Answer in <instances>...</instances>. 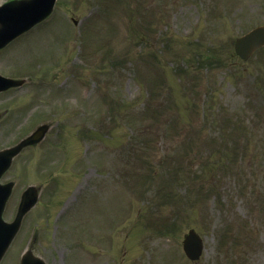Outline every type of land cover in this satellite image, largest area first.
Segmentation results:
<instances>
[{
	"label": "rangeland",
	"instance_id": "obj_1",
	"mask_svg": "<svg viewBox=\"0 0 264 264\" xmlns=\"http://www.w3.org/2000/svg\"><path fill=\"white\" fill-rule=\"evenodd\" d=\"M62 12L0 54L46 81L0 97V148L49 122L39 153L57 172L2 264L35 237L48 264H264V48L234 53L264 0H59ZM191 228L198 261L182 247Z\"/></svg>",
	"mask_w": 264,
	"mask_h": 264
},
{
	"label": "water",
	"instance_id": "obj_2",
	"mask_svg": "<svg viewBox=\"0 0 264 264\" xmlns=\"http://www.w3.org/2000/svg\"><path fill=\"white\" fill-rule=\"evenodd\" d=\"M53 3L54 0H23L17 3H7L0 7V45L11 39L16 32L33 24ZM257 41L255 39L253 44L255 45ZM251 49L249 48L247 51L250 52ZM12 154H14V150L0 154V174L9 163ZM7 194V187L0 186V257L14 236L20 222V218L12 224H6L1 220L2 206ZM23 212L24 210L21 213ZM184 247L190 257L197 258L200 255L202 243L196 234L191 232L186 237ZM22 264L42 263L38 259L25 258Z\"/></svg>",
	"mask_w": 264,
	"mask_h": 264
}]
</instances>
